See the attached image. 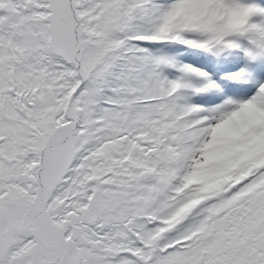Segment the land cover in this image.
Listing matches in <instances>:
<instances>
[{"label":"snow or ice","instance_id":"6c2138e0","mask_svg":"<svg viewBox=\"0 0 264 264\" xmlns=\"http://www.w3.org/2000/svg\"><path fill=\"white\" fill-rule=\"evenodd\" d=\"M0 264H264V0H0Z\"/></svg>","mask_w":264,"mask_h":264}]
</instances>
